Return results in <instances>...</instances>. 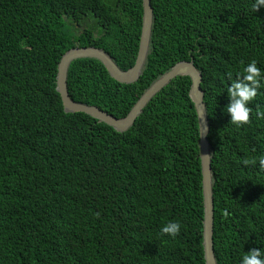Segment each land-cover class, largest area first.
<instances>
[{
	"label": "trees",
	"instance_id": "1",
	"mask_svg": "<svg viewBox=\"0 0 264 264\" xmlns=\"http://www.w3.org/2000/svg\"><path fill=\"white\" fill-rule=\"evenodd\" d=\"M254 3L152 0L137 82H118L94 58L75 60L68 74L74 101L123 119L172 67L194 59L210 124L218 264L264 249V87L250 124L226 113L241 62L264 70V7L254 12ZM143 17L144 0H0V264H206L191 78L174 79L125 132L66 112L57 91L61 59L76 47L102 48L132 68ZM170 221L182 225L175 239L161 235Z\"/></svg>",
	"mask_w": 264,
	"mask_h": 264
},
{
	"label": "water",
	"instance_id": "2",
	"mask_svg": "<svg viewBox=\"0 0 264 264\" xmlns=\"http://www.w3.org/2000/svg\"><path fill=\"white\" fill-rule=\"evenodd\" d=\"M154 24V9L152 0H144V17L143 28L140 41L138 58L135 65L125 71L120 68L113 57L102 48L97 47H76L69 50L61 59L57 76V91L62 97L65 111L68 113L83 112L100 122H105L119 132H125L130 129L136 122L137 118L142 114L148 103L174 79L180 76H189L192 80L190 96L195 103L201 134V161L203 171V191L205 201V217H204V251L206 264H218L215 255L214 242V223H215V199L213 189V173H212V156L209 141L210 124L205 103V94L202 89L203 75L197 68L194 59L191 61H183L172 67L167 73L159 78L139 99L126 118L119 119L102 109L78 103L71 98L68 86V74L71 64L78 59L94 58L100 60L111 76L120 83L132 84L137 82L146 65L148 55L151 49V41ZM204 135H202V130Z\"/></svg>",
	"mask_w": 264,
	"mask_h": 264
},
{
	"label": "clouds",
	"instance_id": "3",
	"mask_svg": "<svg viewBox=\"0 0 264 264\" xmlns=\"http://www.w3.org/2000/svg\"><path fill=\"white\" fill-rule=\"evenodd\" d=\"M264 7V0H255L252 5L254 12H258ZM242 64V72L238 78L228 86V97L230 103L226 107V113L230 115V123L243 127L250 124L253 115L251 104L256 100L259 90L264 87V70L258 67L257 61L253 60L247 65ZM229 78H231L229 74ZM264 118V113L258 114ZM204 129L202 135H204ZM245 164L248 161L244 162ZM182 225L178 221H170L161 229V235L171 236L173 239L178 237ZM242 264H264V249L253 248L243 256Z\"/></svg>",
	"mask_w": 264,
	"mask_h": 264
}]
</instances>
